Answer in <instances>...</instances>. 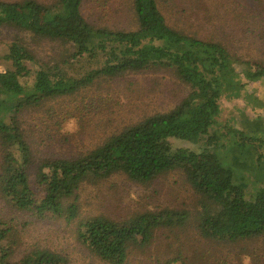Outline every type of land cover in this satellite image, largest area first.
<instances>
[{"label":"trees","instance_id":"obj_1","mask_svg":"<svg viewBox=\"0 0 264 264\" xmlns=\"http://www.w3.org/2000/svg\"><path fill=\"white\" fill-rule=\"evenodd\" d=\"M86 4L87 0H0V31L13 32L1 57L9 66L0 70V264H77L64 250L41 239L26 240V227L32 222L72 226L76 242L104 264H126L134 250L151 244L157 230L185 224L186 211L168 208L124 219L80 217L84 182L117 173L145 185L180 169L198 196L197 229L202 238L227 244L261 238L264 183L247 196L216 154L174 146L172 140L203 139L219 121L223 98H236L244 86L264 82V61L242 59L219 41L170 25L158 0H128L129 24L113 26L90 15ZM26 34L58 43L61 54L39 57ZM144 71H168L187 86L186 96L172 109L145 116L84 153L37 158L28 118L39 119L32 114L40 112L39 118L50 119L55 112L51 102L99 81ZM53 122L50 130L57 133L65 120ZM239 134L240 142L264 160V135ZM179 259L168 258L163 264Z\"/></svg>","mask_w":264,"mask_h":264},{"label":"rangeland","instance_id":"obj_2","mask_svg":"<svg viewBox=\"0 0 264 264\" xmlns=\"http://www.w3.org/2000/svg\"><path fill=\"white\" fill-rule=\"evenodd\" d=\"M158 4L170 25L202 39L219 41L242 59L264 61V0H158ZM127 6L128 0H87L86 9L111 26L127 25ZM111 9L116 13L107 16ZM117 15L119 21L114 20ZM12 35V31H0V70L9 66L1 57ZM25 38L39 57L53 59L61 54L58 43L39 41L27 34ZM187 92V86L168 71H144L99 81L77 95L51 102L53 118L43 120L40 112L32 114L39 120L28 118L34 131L35 154L38 158L84 153L143 117L172 109ZM58 119L65 123L63 130L54 133L50 129ZM218 120L198 143L180 139L172 143L216 154L232 171L235 183L250 196L264 183V160L257 159L253 147L240 142L239 132L243 136L264 135V82L244 86L236 98H223ZM197 200L180 169L163 173L145 185L117 173L84 182L80 217L103 214L124 219L137 212L164 208L187 212L183 226L157 230L151 244L134 250L126 264H163L165 259L177 256L180 259L174 264H264V235L236 244L202 238L197 229ZM25 237L64 250L77 264H104L91 257L76 242L72 226L61 221L32 222L26 227Z\"/></svg>","mask_w":264,"mask_h":264}]
</instances>
